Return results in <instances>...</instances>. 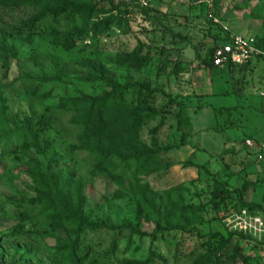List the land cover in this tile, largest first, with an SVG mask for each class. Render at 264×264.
Listing matches in <instances>:
<instances>
[{
	"label": "rangeland",
	"instance_id": "374dc122",
	"mask_svg": "<svg viewBox=\"0 0 264 264\" xmlns=\"http://www.w3.org/2000/svg\"><path fill=\"white\" fill-rule=\"evenodd\" d=\"M52 4L0 3V264H264V153L240 136L264 144V62L217 77L203 65L232 34L264 55V0H80L94 12L56 19ZM101 78L162 92L124 100L145 118L143 159L69 105ZM75 215L89 224L77 239ZM158 221L156 241L131 232Z\"/></svg>",
	"mask_w": 264,
	"mask_h": 264
},
{
	"label": "trees",
	"instance_id": "16d2710c",
	"mask_svg": "<svg viewBox=\"0 0 264 264\" xmlns=\"http://www.w3.org/2000/svg\"><path fill=\"white\" fill-rule=\"evenodd\" d=\"M30 0H0V3L4 5L9 6H19L20 4H24L29 2ZM43 2L44 4H49V0H35V2ZM52 5L47 11V14L51 15L53 19L58 18L62 14H69V15H83V14H91L94 12L95 8L93 6L86 5L81 6L79 5L80 0H51ZM227 37V39H229ZM255 42V41H254ZM256 47V44H255ZM214 48H211L205 57V60L203 61V65L207 69H215L212 65V54H213ZM256 60H260L264 62V55L258 54L254 57ZM251 64V61H249L247 64L239 66V65H233L230 64L226 66V72L229 74L231 72H234L236 70H244L246 67H248ZM141 66H136V69H139ZM101 80L104 83V86L106 87L105 90L96 97H86L83 96L77 100L70 101L69 105H71L73 108L79 110L80 113H82L83 116H85L86 119V125L87 130L90 132H100L103 129H107L109 133H112L113 137L119 138L123 137L124 135L130 136L129 139L134 142L132 146L130 147V151L134 154V157H136L138 160L143 159L145 156H148V154L151 153L149 149L142 146L136 139V132L139 130L141 125L143 124L145 118L143 117H134V118H128L126 117V107L124 106V100L126 96L131 92H137L139 95H143L146 98L153 97L156 93H162L158 92L157 90L150 89L147 85L144 84H136V83H127L124 86H119L115 83H113L111 80L101 78ZM234 96V95H233ZM239 97V96H236ZM174 100V99H173ZM172 98H169L168 103L173 102ZM239 105L235 107H219L221 111L225 110L226 113L228 112V115L232 114V117L234 113L238 112ZM237 108V109H236ZM218 109V108H216ZM236 109V110H235ZM86 112V113H85ZM177 126L178 128H185L186 130L191 129V120L188 115V107L180 105L179 111L177 113ZM128 123V124H127ZM127 124V125H126ZM240 124V123H239ZM126 125V127H125ZM242 131L244 127L241 125ZM102 132V131H101ZM240 136L244 137H252L248 139H252L257 144L261 145V143L254 139L253 136L246 134L244 131L241 132ZM122 138H119L118 140H121ZM244 139L242 141V144L244 145ZM243 148L248 152L251 153L247 148L243 146ZM264 149L262 151L257 152L256 154H263ZM254 154V153H251ZM263 158V156H262ZM97 166L100 167V164ZM185 166L187 167H196L195 164L192 162H186ZM244 189V185L241 187L240 190H233L234 193L242 192ZM216 192H219V190H216ZM214 193V198H219L223 200L224 198L221 197L220 192ZM246 207H253L252 205H258V204H252V203H244ZM260 209L259 206H255ZM264 208V202L262 205V210ZM180 216L185 218L186 216L181 213ZM58 218V217H57ZM56 219V218H55ZM75 223H76V229L74 230V234L76 236V239L80 235V231L82 228L87 227L89 224L87 220H84L80 218L79 216H74ZM51 227V230H54L56 225L55 224H49ZM165 227V226H163ZM165 229V228H164ZM162 228L161 223L158 221L155 225V230L151 233L141 231L139 229H132L131 232L138 236L139 238H149L152 241H156L157 239V232L164 230ZM118 234L121 233V229H115ZM75 245L72 244L71 247H74ZM65 247V246H62ZM67 247V246H66ZM73 250V248H72ZM71 251V250H70ZM76 259L78 260V255L73 252ZM77 255V256H76ZM202 259H206V256H203ZM218 263H221L220 259L217 260ZM207 263V262H206ZM216 263V262H214ZM145 264V263H142ZM210 264V262H208Z\"/></svg>",
	"mask_w": 264,
	"mask_h": 264
},
{
	"label": "built area",
	"instance_id": "2783aa9c",
	"mask_svg": "<svg viewBox=\"0 0 264 264\" xmlns=\"http://www.w3.org/2000/svg\"><path fill=\"white\" fill-rule=\"evenodd\" d=\"M258 54H260V52L255 47L253 38L232 34L227 41L222 40L217 42L212 54V65L216 68L223 69L230 64L242 66L247 64ZM244 147L251 153L256 154L264 149V144L259 145L253 140L246 139L244 141ZM257 159L262 160V155L258 154ZM261 216L263 219L264 232V208L261 212Z\"/></svg>",
	"mask_w": 264,
	"mask_h": 264
},
{
	"label": "crops",
	"instance_id": "0c3cea01",
	"mask_svg": "<svg viewBox=\"0 0 264 264\" xmlns=\"http://www.w3.org/2000/svg\"><path fill=\"white\" fill-rule=\"evenodd\" d=\"M222 70H225V69H222ZM214 72L217 74L216 77L219 76V75H218V73H219V72H218V69H214ZM223 74H224V73H223ZM230 90H231V89H229V90H225V91H228V92H229ZM261 105H262V106H261ZM261 105H259V108L264 107V104L261 103ZM221 107H223V106H221ZM253 117H254V116H253ZM262 130H263V128H262L260 131H262ZM255 133H256V132H253V133L251 134V133H249V132H246V134L253 136L254 139H256V140L259 141L258 136H257V135H254Z\"/></svg>",
	"mask_w": 264,
	"mask_h": 264
}]
</instances>
